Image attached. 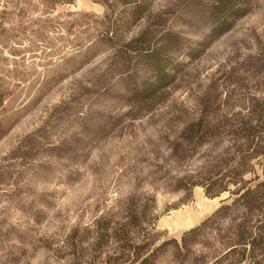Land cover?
Here are the masks:
<instances>
[{"label": "rangeland", "instance_id": "rangeland-1", "mask_svg": "<svg viewBox=\"0 0 264 264\" xmlns=\"http://www.w3.org/2000/svg\"><path fill=\"white\" fill-rule=\"evenodd\" d=\"M224 2L0 0V264H264V0Z\"/></svg>", "mask_w": 264, "mask_h": 264}, {"label": "trees", "instance_id": "trees-1", "mask_svg": "<svg viewBox=\"0 0 264 264\" xmlns=\"http://www.w3.org/2000/svg\"><path fill=\"white\" fill-rule=\"evenodd\" d=\"M121 2V4L123 6H127V5H131L132 7H134L137 12H136V16L139 19L147 10L148 6H149V0H143L142 2H139L138 4H136V1L134 3L131 2H125L123 0H119ZM224 2V0H223ZM228 4H230V2H224V7H228ZM232 13V12H230ZM213 31L216 34H222L224 33L226 30H224L223 28V23L220 21H217L213 27ZM155 69L157 71V76L155 77V82L153 83H149L147 86H149L151 89H153L154 92H158L166 87H168V85H170V83L172 82L171 79L168 78L167 75H165L163 73V68L158 67V65H155Z\"/></svg>", "mask_w": 264, "mask_h": 264}, {"label": "bare ground", "instance_id": "bare-ground-1", "mask_svg": "<svg viewBox=\"0 0 264 264\" xmlns=\"http://www.w3.org/2000/svg\"><path fill=\"white\" fill-rule=\"evenodd\" d=\"M175 219H176V217H175Z\"/></svg>", "mask_w": 264, "mask_h": 264}]
</instances>
